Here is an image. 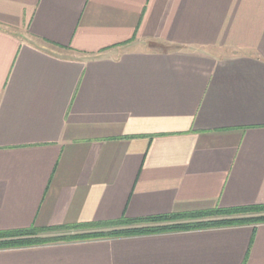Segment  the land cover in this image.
I'll return each instance as SVG.
<instances>
[{
  "label": "crops",
  "instance_id": "0c3cea01",
  "mask_svg": "<svg viewBox=\"0 0 264 264\" xmlns=\"http://www.w3.org/2000/svg\"><path fill=\"white\" fill-rule=\"evenodd\" d=\"M255 205L264 0H0V233ZM0 264H264V222L2 248Z\"/></svg>",
  "mask_w": 264,
  "mask_h": 264
},
{
  "label": "trees",
  "instance_id": "16d2710c",
  "mask_svg": "<svg viewBox=\"0 0 264 264\" xmlns=\"http://www.w3.org/2000/svg\"><path fill=\"white\" fill-rule=\"evenodd\" d=\"M186 219H198V221L193 223L180 222ZM140 222L157 223V225L146 227H120L124 224L134 225ZM263 222L264 205L238 207L232 209H215L212 211L171 214L145 219H122L119 221L101 223L97 225H74L54 229L30 228L26 230L0 233V249L30 246L63 239L124 236L144 232L222 227L241 224H257ZM54 232L69 233L47 235Z\"/></svg>",
  "mask_w": 264,
  "mask_h": 264
},
{
  "label": "rangeland",
  "instance_id": "374dc122",
  "mask_svg": "<svg viewBox=\"0 0 264 264\" xmlns=\"http://www.w3.org/2000/svg\"><path fill=\"white\" fill-rule=\"evenodd\" d=\"M67 234V233H69V232H54V233H49V234H47V235H57V234Z\"/></svg>",
  "mask_w": 264,
  "mask_h": 264
}]
</instances>
